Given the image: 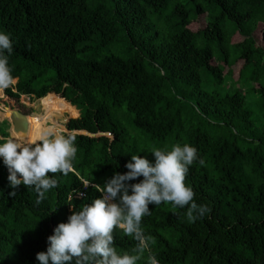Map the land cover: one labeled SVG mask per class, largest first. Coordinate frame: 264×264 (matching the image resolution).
Here are the masks:
<instances>
[{"label":"trees","instance_id":"1","mask_svg":"<svg viewBox=\"0 0 264 264\" xmlns=\"http://www.w3.org/2000/svg\"><path fill=\"white\" fill-rule=\"evenodd\" d=\"M201 15L204 25L191 27ZM0 32L13 41L17 79L0 101L29 114L19 97L32 96L43 111L34 116L44 120L67 105L77 148L75 172L50 174L58 187L40 204L34 188L9 195L0 158V259L9 251L13 264H39L36 254L71 209L101 197L81 179L103 185L128 171L131 155L148 159L131 124L153 143L167 140L165 151L188 144L204 160L189 166L185 183L211 209L206 217L190 223L186 209L161 203L142 219L158 262L264 264V121L255 126L246 90L235 87L264 79V48L256 43V35L264 42V0H0ZM253 84L264 117V85ZM113 236L119 254H133L134 239L120 229ZM138 264H147V253Z\"/></svg>","mask_w":264,"mask_h":264},{"label":"clouds","instance_id":"2","mask_svg":"<svg viewBox=\"0 0 264 264\" xmlns=\"http://www.w3.org/2000/svg\"><path fill=\"white\" fill-rule=\"evenodd\" d=\"M12 53L10 34L0 32V93L17 83L9 66ZM75 139L52 130L43 133L39 142L21 143L8 136L0 143V158L8 169L7 179L13 189L9 195L15 196V189L21 185L34 188L38 193L36 204H40L49 190L58 187L52 176H67L74 171ZM149 153L154 156V163L147 157L131 155L125 164L126 173H115L103 185L83 182L84 188H95L101 197L83 205L80 211L71 209L68 221L59 223L47 238V250L36 254L39 264H138L145 253L147 264H159L151 251L154 237L146 235L142 227L143 217L151 215L150 205L170 203L174 208L186 209L190 223L210 213L207 205L196 203L194 191L185 183L189 166L197 161L204 164L195 147L176 144L170 151L152 149ZM138 179V183H129ZM116 229L137 242L133 254L118 253L113 236Z\"/></svg>","mask_w":264,"mask_h":264},{"label":"rangeland","instance_id":"3","mask_svg":"<svg viewBox=\"0 0 264 264\" xmlns=\"http://www.w3.org/2000/svg\"><path fill=\"white\" fill-rule=\"evenodd\" d=\"M180 1H183V0H180ZM204 23H205V18L203 15H201L193 21L191 27L200 28L204 25ZM240 38L241 37L238 34H236V35L234 34V36H233L234 41L237 39H240ZM256 38H257V40H256L257 45H259V46L262 45L264 48V42H261L262 40L259 39L258 35H256ZM239 66H240V64L237 63L236 67L234 69V73H235L234 76L235 77H238L237 71H238ZM49 75H52V73ZM258 83L264 85V79H261L260 81H257L256 83H254V84L252 83V84L256 87V84L258 85ZM252 84L249 82L243 83L242 81H240L239 83H237V85H235V87H237V88L244 87V89L246 90V91H244L246 93V100H247L246 104H247L248 108H250L252 111V120L254 121L255 126L259 127L261 122L264 121V117L262 114V108L260 107V104H259L260 101H259L258 93L251 90ZM1 96H0V99H5ZM19 101L24 104V106H25L24 108H26L29 115L30 114L31 115L27 116V128L26 129H24L23 131H19V132H15L12 130L13 133H15L18 136V138L16 140H18V139L23 140L24 142H30L33 140H38L43 135V133H45L46 131H49V130H52L55 133L58 131L59 134H62V133H68L69 134V133L75 131V130L69 131L66 127V123L68 122V120L73 118L69 114H67L68 111L71 110V108H66V107H68L67 105H64V107H62L60 109L61 113H63L62 116H59V117L50 116L46 119V121H42V120H44L43 116H41V118H39V119L34 116L36 114L40 115L43 112V111L41 112V110L38 106V99L33 98L32 96L22 94L19 97ZM14 107H16V106H14ZM3 110H5V108L2 104V102L0 101V121L7 120V119L3 118L4 116H7L6 114L3 113ZM56 119L63 126L62 129L56 128V125L54 124L55 123L54 121ZM7 122L8 123H6L7 124L6 129L9 133V138H10L11 137V132H10L11 127H10L9 120H7ZM40 122H41L42 128H44V130L41 129L37 125V123L39 124ZM50 124H51V127H55V128L50 129V127H49ZM129 128L131 131L130 132L131 137H132V139L136 140L139 151L143 152V154L145 153V155L148 156V159L151 162L154 163V160H155L154 156L151 153H149L152 149L168 150L169 144H168L167 140L153 143L149 140V138L145 134L139 132L138 130H135L131 124H130ZM99 134H100L99 132H96L95 136H98ZM3 260L7 261L8 264H13L12 263V254L9 251L4 252L2 259H0V262H3Z\"/></svg>","mask_w":264,"mask_h":264},{"label":"water","instance_id":"4","mask_svg":"<svg viewBox=\"0 0 264 264\" xmlns=\"http://www.w3.org/2000/svg\"><path fill=\"white\" fill-rule=\"evenodd\" d=\"M3 106L5 108V110H3V113L7 115V116H4L3 118L9 120L10 127L12 128L13 131L19 132L27 128L28 114L22 113L17 109H12L6 105H3ZM99 133L103 134V132L101 131ZM81 134L95 136V133L87 132L86 130H81Z\"/></svg>","mask_w":264,"mask_h":264},{"label":"crops","instance_id":"5","mask_svg":"<svg viewBox=\"0 0 264 264\" xmlns=\"http://www.w3.org/2000/svg\"><path fill=\"white\" fill-rule=\"evenodd\" d=\"M2 96L1 97H3V93L1 94ZM4 105V104H3ZM66 108H70V107H66ZM31 115V114H30ZM29 116V115H28ZM5 121V120H4ZM42 121H46V120H42ZM1 122V121H0ZM48 122V121H47ZM8 123V122H7ZM37 125L41 128V129H43L44 130V128H42V124H41V122L38 124L37 123ZM50 129H52V128H55V127H51V124H50ZM10 132H11V137L9 138V139H14V140H16L15 138H14V134H13V132H12V128L10 129ZM17 141H19V142H21V143H28V142H24L23 140H17ZM37 142L39 141V139L38 140H36Z\"/></svg>","mask_w":264,"mask_h":264},{"label":"built area","instance_id":"6","mask_svg":"<svg viewBox=\"0 0 264 264\" xmlns=\"http://www.w3.org/2000/svg\"><path fill=\"white\" fill-rule=\"evenodd\" d=\"M73 172H75V170H74ZM81 180H82V182L86 181V180H84V179H81ZM83 189H84V186H83ZM78 193H83V192H78ZM78 193H76V194L74 195V197H80V195H78ZM159 264H160V263H159Z\"/></svg>","mask_w":264,"mask_h":264}]
</instances>
